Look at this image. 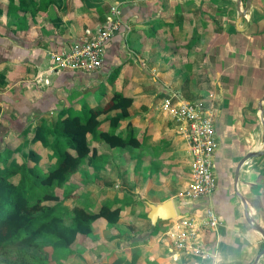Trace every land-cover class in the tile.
<instances>
[{"label": "crops", "instance_id": "0c3cea01", "mask_svg": "<svg viewBox=\"0 0 264 264\" xmlns=\"http://www.w3.org/2000/svg\"><path fill=\"white\" fill-rule=\"evenodd\" d=\"M112 8L129 31L111 38L100 72L64 71L48 86L33 84L51 54L91 39ZM237 18L235 0H0V126L11 148L20 143L22 159L37 129L57 123L59 114L95 107L112 93L132 101L129 116L114 127L109 119L117 112L100 116L101 127L88 136L91 155L64 191L73 195L62 204L73 203L69 211L90 204L120 210L117 227L92 223L89 236L103 249L85 250L91 261L85 264H109L126 241L125 250L156 264H253L260 255L264 239L246 216L264 230V0L251 2L240 30ZM172 92L214 107L216 188L201 205L178 197L189 181L190 156L180 126L160 108ZM23 120L26 136L10 127ZM101 133L131 144L112 148ZM250 153L260 155L247 159L235 179ZM166 201L176 217L197 207L214 210L219 227L200 236L210 258H170L159 234L173 220L152 225L147 218L148 204Z\"/></svg>", "mask_w": 264, "mask_h": 264}, {"label": "trees", "instance_id": "16d2710c", "mask_svg": "<svg viewBox=\"0 0 264 264\" xmlns=\"http://www.w3.org/2000/svg\"><path fill=\"white\" fill-rule=\"evenodd\" d=\"M131 103V99L122 93H112L95 107L85 105L80 111L59 114L57 123L37 129L25 159L19 155L20 143L11 148L3 140L7 131L0 126V256L31 252L35 258L33 264H47L48 257L41 256L40 252L50 247L53 260L67 264L71 255L80 258L82 252L77 249L80 237L91 234L92 223L104 219L117 227L119 209L105 205L89 212L75 206L69 211L62 204L73 195L66 192L61 198L53 190L66 191L69 180L91 155L88 136L97 133L101 127L100 116L117 112L109 119L114 127L129 116ZM29 110L23 108V113ZM25 121H16L10 127H18V130L21 127L19 132L26 136L29 129L23 130ZM99 137L112 148L131 144L107 133H101ZM46 149L49 153L44 152ZM51 163H54L52 167ZM50 202L55 205L50 206ZM126 243L128 241L118 245L122 253L113 255L109 264H156L149 257L140 260L134 252L125 250Z\"/></svg>", "mask_w": 264, "mask_h": 264}, {"label": "built area", "instance_id": "2783aa9c", "mask_svg": "<svg viewBox=\"0 0 264 264\" xmlns=\"http://www.w3.org/2000/svg\"><path fill=\"white\" fill-rule=\"evenodd\" d=\"M123 29L122 37L129 31L123 24L121 12L112 8L103 24L89 40H81L66 52L51 54V64L34 79L35 85H50L51 76L60 72L98 73L102 70L106 48L116 32ZM161 111L181 128L190 156L189 181L178 197L191 205L201 203L216 188L214 154L218 141L214 129V107L203 100L188 101L172 92L161 100ZM219 218L211 207L177 216L171 226L162 230L159 240L168 249L171 259L181 256L211 257V252L201 240L205 230H217Z\"/></svg>", "mask_w": 264, "mask_h": 264}, {"label": "rangeland", "instance_id": "374dc122", "mask_svg": "<svg viewBox=\"0 0 264 264\" xmlns=\"http://www.w3.org/2000/svg\"><path fill=\"white\" fill-rule=\"evenodd\" d=\"M53 119L55 118V115H53L52 117ZM50 118V119H52ZM49 119V120H50ZM12 137H9L8 140H10ZM82 185H78L77 187H74L72 185V188L74 189H79L81 188ZM54 193L58 194L59 196H61L62 198L65 197V195L67 194L64 191L61 190H53ZM80 198H84L87 199L85 196H81ZM69 203V201H66L64 203V206L66 208H70V206L72 205V207L74 206L73 203H70V206L67 205ZM50 206L55 205L54 202H50L49 203ZM89 212H93L97 209V204H90V206H88L86 208ZM100 241H98L97 238H93V236H87L83 237L80 240V244L78 245L77 249L79 248L80 252H82V254L80 255V258L74 257L73 255H71L70 257V261L67 264H85L86 262H91L89 256L87 255H83L85 250H92L94 254H97L100 252V250L103 249V247L101 246V244H99ZM41 256L46 255L48 257V261L47 264H58L56 261L53 260L52 256H53V250L50 247H45L43 250H41L40 252ZM74 257V258H73ZM34 256L31 252L29 253H24L21 255L18 254H9V255H1L0 256V264H33L34 263ZM69 260V259H68Z\"/></svg>", "mask_w": 264, "mask_h": 264}, {"label": "water", "instance_id": "95a60500", "mask_svg": "<svg viewBox=\"0 0 264 264\" xmlns=\"http://www.w3.org/2000/svg\"><path fill=\"white\" fill-rule=\"evenodd\" d=\"M237 4V11H238V18H237V28L239 29V24L242 22L244 19L246 11L249 9L250 4L253 0H246L245 4H242V0H235ZM240 30V29H239ZM262 110V109H261ZM263 115V114H262ZM262 144H263V149H264V124H263V135H262ZM257 155H260V153H250L247 154L238 164V168L236 169L235 172V179H237L238 176V169L239 167L249 158L255 157ZM148 207L150 209V212L147 215V218L150 220L152 225H155L157 221H170L173 220L176 217V211L173 206V203L171 201H166L162 204L159 205H151L148 204ZM246 221L253 227L254 230H256L258 233L261 234V236L264 239V230L260 228L257 224L254 223L253 220L247 218L246 216ZM264 255V248L261 251L260 255L257 256L253 264H257L259 257Z\"/></svg>", "mask_w": 264, "mask_h": 264}]
</instances>
